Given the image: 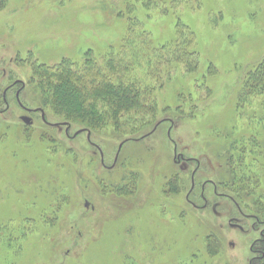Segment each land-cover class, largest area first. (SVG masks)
<instances>
[{"label":"rangeland","instance_id":"rangeland-1","mask_svg":"<svg viewBox=\"0 0 264 264\" xmlns=\"http://www.w3.org/2000/svg\"><path fill=\"white\" fill-rule=\"evenodd\" d=\"M263 61L264 0H0V264H251L264 96L241 94ZM63 64L147 103L67 120L42 90Z\"/></svg>","mask_w":264,"mask_h":264},{"label":"trees","instance_id":"trees-1","mask_svg":"<svg viewBox=\"0 0 264 264\" xmlns=\"http://www.w3.org/2000/svg\"><path fill=\"white\" fill-rule=\"evenodd\" d=\"M136 1L146 8H151L165 0ZM110 69L115 70L112 63H110ZM55 71L56 75L46 74L43 77L45 81L42 84V90L46 95L45 103L67 120L80 119L90 127H99L104 125L105 121L118 123L122 112L140 111L147 103L144 98L147 95H140L135 85H125L122 82L113 84L112 81L102 79L98 74L84 78L73 74L67 64H63ZM241 96V99L264 96V61L247 77ZM100 104H104L108 109L104 115L99 113ZM232 174L234 179L231 188L237 193H242L245 191L243 180L233 177ZM263 209L259 207L261 216L260 220L256 218L258 222L264 220ZM259 247L264 250V242H261Z\"/></svg>","mask_w":264,"mask_h":264},{"label":"flooded vegetation","instance_id":"flooded-vegetation-1","mask_svg":"<svg viewBox=\"0 0 264 264\" xmlns=\"http://www.w3.org/2000/svg\"><path fill=\"white\" fill-rule=\"evenodd\" d=\"M13 89V86H11V88H9L8 90H5L4 91V93H2V99H3V102L6 104V108H7V106H8V100H9V93H10V91ZM23 92V88H19L18 90H17V92L15 93V98H16V100H17V102H18V104L20 105V107L26 112V113H29V114H31L32 113V110H30V109H28V108H26V107H24L23 106V104L21 103V101H20V96H21V93ZM13 96V95H12ZM34 112H36V113H40L41 114V116H42V118H43V121L45 122V114H44V112H43V110H40V109H36V110H34ZM0 114H3V112L2 111H0ZM24 118H27V119H29L30 121H31V124L30 125H32L33 124V119L31 118V117H29V116H22L21 117V120L23 121V123H26L25 121H24ZM46 123V122H45ZM27 126H29V125H27ZM232 226H234L235 228H238L239 230H241V231H243V228L240 226V225H238V224H232ZM263 238H264V236H262ZM263 243L264 242V239H261V240H258L255 244H254V246L256 247V246H258L260 243ZM254 246H253V249H252V252L254 253H256L257 254V257H255V258H253V260H252V262H251V264H253V261L255 260H261V259H264V250L262 249V250H255L254 249ZM261 258V259H260Z\"/></svg>","mask_w":264,"mask_h":264},{"label":"water","instance_id":"water-1","mask_svg":"<svg viewBox=\"0 0 264 264\" xmlns=\"http://www.w3.org/2000/svg\"><path fill=\"white\" fill-rule=\"evenodd\" d=\"M24 121L26 122V124L30 125L31 124V121L27 118H24Z\"/></svg>","mask_w":264,"mask_h":264},{"label":"bare ground","instance_id":"bare-ground-1","mask_svg":"<svg viewBox=\"0 0 264 264\" xmlns=\"http://www.w3.org/2000/svg\"><path fill=\"white\" fill-rule=\"evenodd\" d=\"M188 248H189V251H191V252H192V250H193V247H192V246H189Z\"/></svg>","mask_w":264,"mask_h":264}]
</instances>
